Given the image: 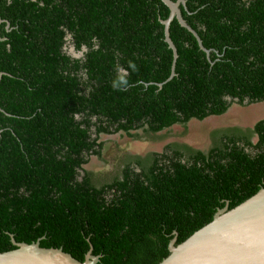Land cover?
Here are the masks:
<instances>
[{
    "label": "trees",
    "instance_id": "1",
    "mask_svg": "<svg viewBox=\"0 0 264 264\" xmlns=\"http://www.w3.org/2000/svg\"><path fill=\"white\" fill-rule=\"evenodd\" d=\"M179 8L210 52L174 18L173 64L161 0H0V253L13 237L80 262L91 245L96 264H159L174 237L264 187V120L214 132L208 151L171 143L127 154L109 181L85 168L103 136L185 133L235 102L264 101V0ZM121 70L128 86L116 91Z\"/></svg>",
    "mask_w": 264,
    "mask_h": 264
},
{
    "label": "water",
    "instance_id": "2",
    "mask_svg": "<svg viewBox=\"0 0 264 264\" xmlns=\"http://www.w3.org/2000/svg\"><path fill=\"white\" fill-rule=\"evenodd\" d=\"M161 1L170 9L168 18L161 22L164 25L165 41L173 51V64L177 50L169 36V25L174 18L195 36L200 48L208 54L210 50L203 47L197 33L182 17L179 6L185 5V0ZM6 23L8 28L9 23ZM174 75L173 65L168 80ZM39 240L31 243L16 242L12 237L11 241L16 248L1 252L0 264H96L101 257L92 254L90 245L84 261L80 262L60 247H41ZM175 241L174 237L168 245L169 255L159 264H264V187L233 208L226 204L215 212L209 223L183 242L176 245Z\"/></svg>",
    "mask_w": 264,
    "mask_h": 264
},
{
    "label": "rangeland",
    "instance_id": "3",
    "mask_svg": "<svg viewBox=\"0 0 264 264\" xmlns=\"http://www.w3.org/2000/svg\"><path fill=\"white\" fill-rule=\"evenodd\" d=\"M235 104V103H234ZM221 116H211L203 121H191L188 130L184 133L181 125L153 135H144L139 132V138H129L113 134L104 136V146L101 157H92L91 162L85 166L94 174L97 180L109 181L114 175H119L120 158L127 154L144 157L151 152H162L165 146L171 143L186 144L196 149L208 150L213 143L212 134L222 128H251L256 118V107L261 109L264 102L258 105L245 103L246 106L235 104ZM255 110V111H254ZM264 114V109L261 111ZM203 142V144H201Z\"/></svg>",
    "mask_w": 264,
    "mask_h": 264
},
{
    "label": "flooded vegetation",
    "instance_id": "4",
    "mask_svg": "<svg viewBox=\"0 0 264 264\" xmlns=\"http://www.w3.org/2000/svg\"><path fill=\"white\" fill-rule=\"evenodd\" d=\"M67 42H66V49L69 51V53H71L74 57H80V56H82V54H83V51L86 49L85 47L83 48V50L82 51H80V52H78V53H76L75 51H74V47H73V45L71 44V42H70V36H68L67 38ZM261 102H264V101H261ZM261 102H256V103H251V105H258V103H261ZM247 103V102H246ZM235 104H237L236 102H235ZM234 104V105H235ZM238 105V104H237ZM233 106V105H232ZM231 106V107H232ZM244 106H246V105H244ZM230 107V108H231ZM263 109H264V107L263 108H261V109H259V108H257L256 107V113H254V115H256V118L257 117H259L257 120L255 119L254 120V122H253V124H252V127L250 128L251 130L253 129V126H255V124H257L259 121H261V120H264V114L263 113H261V111H263ZM230 110V109H229ZM235 128V127H234ZM238 128H240V129H242V130H248L249 128H242V127H238ZM222 129H226V128H222ZM219 130H221V129H219ZM259 139V137H258V135L256 134V133H254L253 134V136H252V143L253 144H256V143H258V140ZM201 144H203V142L201 143ZM209 150V149H208ZM208 150H204V151H208ZM127 156V155H126ZM125 156V157H126Z\"/></svg>",
    "mask_w": 264,
    "mask_h": 264
},
{
    "label": "clouds",
    "instance_id": "5",
    "mask_svg": "<svg viewBox=\"0 0 264 264\" xmlns=\"http://www.w3.org/2000/svg\"><path fill=\"white\" fill-rule=\"evenodd\" d=\"M127 86L128 80L126 79V73L121 70V74H119L116 80L113 82V87L116 91H121L126 90ZM102 139H104V136L102 137Z\"/></svg>",
    "mask_w": 264,
    "mask_h": 264
}]
</instances>
